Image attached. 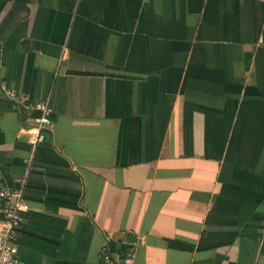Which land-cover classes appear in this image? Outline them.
I'll use <instances>...</instances> for the list:
<instances>
[{
	"label": "crops",
	"instance_id": "obj_1",
	"mask_svg": "<svg viewBox=\"0 0 264 264\" xmlns=\"http://www.w3.org/2000/svg\"><path fill=\"white\" fill-rule=\"evenodd\" d=\"M0 183L26 264H264V0H0Z\"/></svg>",
	"mask_w": 264,
	"mask_h": 264
},
{
	"label": "built area",
	"instance_id": "obj_2",
	"mask_svg": "<svg viewBox=\"0 0 264 264\" xmlns=\"http://www.w3.org/2000/svg\"><path fill=\"white\" fill-rule=\"evenodd\" d=\"M3 95L18 109L21 130L27 142L35 146L45 140L46 131L52 125L53 107L45 99H31L17 92L6 79H1ZM29 210V204L23 199L22 187H8L0 183V264H26L17 255L16 238L22 217ZM101 251L113 264H131L136 252V241L121 238L115 244L106 239Z\"/></svg>",
	"mask_w": 264,
	"mask_h": 264
}]
</instances>
